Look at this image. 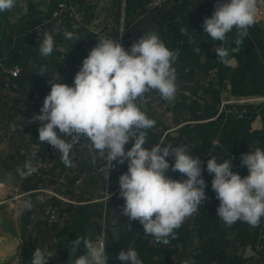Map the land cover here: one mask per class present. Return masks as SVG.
Wrapping results in <instances>:
<instances>
[{"label":"clouds","instance_id":"1","mask_svg":"<svg viewBox=\"0 0 264 264\" xmlns=\"http://www.w3.org/2000/svg\"><path fill=\"white\" fill-rule=\"evenodd\" d=\"M17 3L18 0H0V13L11 11ZM259 12L258 0H217L211 17L204 19V33L212 41L221 42L215 52L226 67L232 64L229 49L223 46L228 34L235 29L236 47L231 52H239L249 29L257 23ZM58 31V26L44 31L39 45L41 57L52 55L56 48L53 33ZM180 31L188 36L187 28ZM63 36L73 39L71 31H64ZM189 42H193L191 36ZM178 57L179 49H169L154 30L144 32L129 50L117 39L99 36L97 45L83 59L74 85L56 82L57 73L48 81L51 88L40 114L32 117L40 124L39 142L56 149L66 167L75 166L72 150L82 139L90 151L109 162L104 180L109 179L108 170L114 161H127L128 170L118 179L119 196L125 201L121 214L130 221H139L144 235L163 245L170 243L169 238H178L176 230L200 210L206 199L201 161L187 151L186 145L173 146L161 139L151 149L145 147L148 130L155 127L156 121L141 105L151 92L158 93L164 101L175 100L178 86L174 64ZM45 73L46 67L41 66L36 75ZM129 142L132 147L126 151ZM169 156L174 157L172 165ZM241 164L249 172L243 178L233 172L231 159L218 161L212 156L207 160L206 170L213 175L211 187L219 200L217 215L226 227L237 222L259 227L264 218V149L257 147L241 154ZM34 171L31 159L16 169L21 178ZM170 171H178L186 178L172 179ZM32 207V201L25 199L20 210L30 211ZM81 240L87 254L78 256L75 264H108L103 234L96 240L77 237L72 243L79 244ZM51 258L50 251L37 247L31 264H48ZM116 258L123 264H143L132 247L121 250ZM181 264L196 262L190 257Z\"/></svg>","mask_w":264,"mask_h":264},{"label":"crops","instance_id":"2","mask_svg":"<svg viewBox=\"0 0 264 264\" xmlns=\"http://www.w3.org/2000/svg\"><path fill=\"white\" fill-rule=\"evenodd\" d=\"M77 1L83 7H87L86 24L82 28L69 30L73 33V39L67 40L62 37L60 40H55L56 48L45 61L49 64L43 65L46 67L47 73L43 76L38 75L37 83H31L29 80L23 85L15 83L9 90L0 83V264H17L19 259V264H31L32 253L37 247L52 253L48 264H67L69 250L73 246L68 233L70 230L66 228L65 224L52 226L48 223V212L52 207L61 208L63 214L70 221L75 211L76 214L82 213L87 216V219H84L82 214L79 216L82 223L79 225L80 233L77 236L82 239L96 240L103 234L106 252L109 255L108 263H113V251L118 241L111 230L118 229L120 236L121 220L123 217L125 218L121 214L125 201L119 196L117 174H113L108 192L103 175L96 179H89L81 186H77L80 173L88 172L98 158L104 159L90 151L83 143V139L82 143L74 146L72 150L71 159L74 167H66L61 162V154L45 142L43 152L46 167L41 176L30 179L21 178L17 174L16 169L20 166V159L23 157L22 148L28 141L29 135L32 134L33 138H37L39 135L40 124L33 121L32 117L40 114L43 100L50 92L51 85L48 81L55 78L57 73L59 79L56 82L58 83L73 80L82 67L83 59L97 45L99 36L108 35L117 38L122 27L125 29L122 38V45L125 48H130L131 44L137 41L144 32L153 30L159 33L161 39L168 36L167 41L170 42L176 35L175 31L181 34L182 27L188 30L194 29L191 35L196 39L204 34L203 21L199 20L193 25L183 22L181 14L173 11L170 6L154 13L145 14L141 6L146 0H129L128 3L127 0ZM50 2L51 0H18L15 8L3 14L5 21H1L0 30H5L3 34L5 33L6 42L12 43V40L16 39L17 34L22 31L24 17H31L29 23L38 18H46L52 10ZM257 23L264 26V16H258ZM204 38V43H199L203 48L202 62L206 61V55H214L216 46L221 43L214 44L208 37ZM225 43L226 41L223 46ZM204 45L209 48L208 51ZM24 46L29 51H32L34 47L29 41H25ZM0 57L6 64L8 53L1 51ZM230 57L237 62L236 66H232L234 70H239L238 59L233 55ZM60 63L62 67L59 65ZM40 67L38 66L36 71ZM32 73L35 71L33 70ZM157 95V111L160 112L161 120L160 128L151 134L153 140L151 144L153 146L163 139L165 142L172 143L173 146H180L179 144H182L186 138L181 137L182 130L186 126L183 123L187 121V117L191 113L182 102H179L177 95L173 102L164 101L159 94ZM257 98L259 97L235 95L232 93L230 81H226L222 88L219 105L224 101L239 105H254L258 103ZM189 102L187 100V104ZM262 126L260 127L257 122L252 124L253 129H261ZM15 134L20 135L21 142L17 145L16 152L12 154L11 143ZM131 147L132 143L129 142L125 145V150H129ZM123 165L128 170V162L125 161ZM108 193H110L109 199L106 198ZM25 199H30L33 207L30 211L21 212L20 205ZM113 221L116 223L114 224ZM255 229L256 227H251L248 236L252 237ZM260 230L264 231V223L258 232ZM232 237H230L226 250L244 255L249 246L245 245L242 239L232 241ZM195 238L200 240L196 234L193 235V241ZM80 243L76 257L87 254L84 242L81 240ZM256 243L254 247L251 246L255 255L247 258L250 260L244 264H264V253L256 252ZM149 246L158 249V243H155L154 240L149 241ZM179 255L177 251L170 256L173 264H181ZM153 256V263L161 259L159 254H153ZM139 258L145 259V254L141 253Z\"/></svg>","mask_w":264,"mask_h":264},{"label":"trees","instance_id":"3","mask_svg":"<svg viewBox=\"0 0 264 264\" xmlns=\"http://www.w3.org/2000/svg\"><path fill=\"white\" fill-rule=\"evenodd\" d=\"M148 1L149 0H146L141 6L143 12L145 11V4ZM59 2L60 0H51V9L53 10ZM128 2L129 0H127V3ZM215 2H217V0H195V3H193L190 8H188L186 4L170 7L173 11L181 14L183 22H188L193 25L198 23L199 20L204 21L206 17H211L215 10L212 9V5ZM84 9L87 11V7H84ZM4 13L5 12L0 13V25H2L1 21H5V18H3ZM50 14L51 13H49L46 18H38L31 23H29L30 16L24 17L22 19V22L25 20L22 31L18 33L16 39L12 40V43L9 44L4 39L6 36L5 33L3 34V31L5 30H0V52L3 51L8 53L6 64H20L25 67L23 74L19 78L12 80L14 84L18 83L19 85H23L28 80L31 83H37L38 75L36 74L38 71L36 70L38 66L49 64V62H45L47 58L40 56L38 45H33V50L29 51L24 46V43L25 41H29L26 36L30 26L44 22L49 18ZM26 26L27 29H25ZM192 31H194L192 28L188 30V36H183L175 31L176 35L172 38L171 42L167 41L168 36L164 37V39L162 38V40L169 49H179V57L174 64L177 72V91L189 90L197 96V100H190L189 104H187V99L179 95V102H182V104L188 108L194 118L206 120L216 116L222 96V88L226 81H230L232 93L235 95L264 96V26L262 24L256 23L249 29L248 35L243 39V43L237 53L231 52V49L236 47L234 44V40L236 39L235 29L228 34L224 47L229 49L230 55L238 59L240 64L239 70H234L232 66L226 67L220 62L216 53L214 55H206V61L202 62L201 55L203 53V48H201L199 43H204V37L208 36L204 33L200 35V38L196 39V37L191 35ZM189 36L193 39L191 43L189 42ZM208 38L210 39V37ZM58 39L60 40L61 38ZM212 42L214 44L218 43L217 41ZM205 47L208 51L209 48L207 46ZM197 49H199V52H197ZM19 51L22 52L20 53ZM59 65L62 67L61 63ZM185 68H189L190 71L186 73ZM213 68H218V82L209 88L201 86L200 79ZM33 70L35 73H32ZM157 94L156 92H151L146 94V97L153 96L158 99ZM262 108L261 112L264 114V107ZM252 109L257 108L252 107ZM253 120L254 115L243 121H236L231 118L225 120V117L222 115L213 121L197 124L196 126L186 125L181 133V137L186 138L184 142L179 145H186L187 151L191 153L194 158L203 159L201 157L207 155L211 148V140L218 136L221 143V147L215 149L218 161H222L226 158L228 159L227 152L229 151L241 156V154L250 153L251 150L257 147L264 149V115L261 129H253ZM152 132L153 131H150V129L148 130L149 139L145 144V147L149 149H151V142H153L151 134L154 133ZM37 137L39 139V135H37ZM34 140L37 141V138L35 137ZM40 144L42 145V149H44V144ZM167 159L170 165L174 164V157L169 156ZM209 159L204 161V174L202 176L204 179L206 178L212 181L213 175L209 174L206 170L207 160ZM19 164L22 166V158ZM248 174L249 172H245L240 175L243 178ZM168 175L172 179L184 178L178 171H170ZM218 204L219 200L215 199L214 204L210 207H201L193 217L191 216L188 218L184 224L176 230L177 239L169 238L170 243L168 245L158 244V249L149 246V241L154 239L151 236L144 235L143 226L139 221L131 222L127 217H123L121 220L122 227L119 241L116 242L117 245L113 251V263L110 262V264H122L123 262L119 261L116 257L121 250L127 247L134 248L139 255L141 253L145 254V259L142 260L143 264H173L170 256L178 251L179 246L183 249V252L179 255L180 262L191 257L195 260L196 264H244L250 259L245 258L244 255L234 254L232 251L228 252L226 250L230 242V237L233 236L232 241H234V239H242L245 245L254 247L259 235L258 230L263 225L264 218L261 219L260 226L256 227L253 236L250 237L248 235L251 227L246 223L237 222L231 227H226L224 225L217 215L216 207ZM60 212L64 215L61 208ZM81 214L82 213H80V215L76 214L75 211L74 216L71 218L72 222L64 215L67 218L65 225L66 228L70 230L68 233L70 234L71 242L79 237L77 235L80 233L79 225L82 223L81 218H79ZM83 218L87 219V216L83 215ZM194 234L200 239L199 247L194 246ZM72 245L74 244L72 243ZM187 248H191L197 253L194 255L191 252H187ZM153 254H159L161 259L153 263Z\"/></svg>","mask_w":264,"mask_h":264},{"label":"built area","instance_id":"4","mask_svg":"<svg viewBox=\"0 0 264 264\" xmlns=\"http://www.w3.org/2000/svg\"><path fill=\"white\" fill-rule=\"evenodd\" d=\"M193 3H195V0H149L145 4L144 12L145 14H150L152 12L162 10L167 6H175V5L181 6L184 4H186L188 8H190ZM216 3L217 2H215L212 5V9H215ZM258 7L260 9L258 16H264V0H258ZM86 21H87V11L84 9V7L80 4L79 1L60 0L57 6L51 11V14L48 19H46L44 22L40 24H34L30 26L27 32V37L29 39L30 44L39 46L40 40L43 39L44 31H51L53 26H58V28L60 29V31L53 33L54 39H58L64 37L63 36L64 31H69L70 29H77L84 27ZM124 33H125V29L122 27L120 30V35L117 38L108 35H106L105 37L111 39H117V41L122 44V38ZM125 49L129 50L130 48H125ZM24 70L25 67H23L20 64H13V65L5 64L4 60L0 57V83L5 89L8 90L11 89L14 86L12 80L19 78L23 74ZM189 71H190L189 68H185L186 73H188ZM218 78H219L218 68H213L203 75V77L200 79V84L205 88H209L210 86L218 82L219 80ZM65 84L69 86H73L74 79L71 81H67ZM176 95L177 97L181 95L183 98H186L189 101L197 100V96L189 90L177 91ZM257 101L258 103L254 105H239L232 103L230 101H224L221 102V104L218 106L217 114L214 118L206 119V120H198L194 118L192 115H189L187 117L188 118L187 121L183 123V125H196L205 122H210L219 118L222 115L225 117V120L231 118L236 121L247 120L250 116L254 115L253 123L257 122L261 127L263 125V115H264L261 112L263 109L262 107H264V96H259V98H257ZM157 104H158V99L154 98L153 96H147L145 97V100L141 105L142 108H145L147 110V115L149 116V118H152L156 121L155 127L150 129L151 131H157L160 128V124H159L160 112L157 111ZM252 107L257 109H252ZM33 139L34 138L32 137V134H30L28 141L25 143L24 147L22 148L23 164L27 159H31L33 166L36 168V171L25 177L30 179H34L41 176L42 171L46 167V159L44 157L42 145L39 143L38 137H37V141ZM210 147L211 148L208 151L207 155H205L203 159H200L201 167H202V175L204 174V167H203L204 161L206 159L212 158V156L216 157L215 149L221 147V143L218 136L211 140ZM33 153L36 154L34 157L32 156ZM227 156L228 159H231L232 161L233 164L232 170L234 172L240 174L248 172L247 167L241 164V156L231 151L227 152ZM109 166H110L109 162L105 158L103 160L98 158V160H96V162L92 165V167L89 169L88 172L80 173L79 179L77 180V186H81L89 179H93V178L96 179L100 175L104 176V172L106 168ZM108 172H109V179L105 180L107 192L110 189L109 186L112 181L113 174L115 173L119 177L120 175L126 173L127 170L125 169L123 164L114 161L113 167L109 169ZM204 180L206 184V188H205L206 199L202 202L201 207H210L215 202L216 194L211 187L212 181L209 179H204ZM108 195L110 197V193H108ZM108 195L106 198H108ZM218 206L219 204L216 207V211ZM66 219L67 218L61 214L60 208L58 207H52L48 212V223L52 226L63 225L66 223ZM178 248H179L178 249L179 254L183 252L181 246H179ZM255 250L258 253H264L263 230H260L259 232ZM186 251L191 252L194 255L197 253L191 248H187Z\"/></svg>","mask_w":264,"mask_h":264},{"label":"water","instance_id":"5","mask_svg":"<svg viewBox=\"0 0 264 264\" xmlns=\"http://www.w3.org/2000/svg\"><path fill=\"white\" fill-rule=\"evenodd\" d=\"M237 65V62L235 59H232V64L231 66H236ZM2 85V84H1ZM21 142V138H20V135L19 134H15L14 135V138L12 140V143H11V152L12 154H14L16 152V147L17 145ZM113 236L115 237L116 241H119V231L118 229H112L111 230ZM80 245L81 243L79 244H74L70 250H69V255H68V261H67V264H75V259L77 258L76 255L79 251V248H80ZM194 246H199V241L197 238L194 239ZM255 255V252L254 250L252 249L251 246H249L246 251H245V258H251Z\"/></svg>","mask_w":264,"mask_h":264},{"label":"rangeland","instance_id":"6","mask_svg":"<svg viewBox=\"0 0 264 264\" xmlns=\"http://www.w3.org/2000/svg\"><path fill=\"white\" fill-rule=\"evenodd\" d=\"M19 261H20V259H19ZM19 261L17 262V264H19ZM6 264V263H5Z\"/></svg>","mask_w":264,"mask_h":264}]
</instances>
